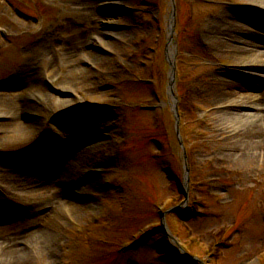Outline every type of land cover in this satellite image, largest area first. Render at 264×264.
Here are the masks:
<instances>
[{
    "label": "rangeland",
    "instance_id": "374dc122",
    "mask_svg": "<svg viewBox=\"0 0 264 264\" xmlns=\"http://www.w3.org/2000/svg\"><path fill=\"white\" fill-rule=\"evenodd\" d=\"M12 1L19 9L37 16L39 23L50 24L51 37L45 39L49 42L47 46L37 43L36 33L23 32L22 13L10 19L0 8V25L10 34L7 45L0 51V92L14 101L13 97L21 98L25 71H36L40 81L43 69L50 76L62 72L63 67L53 64L54 60L44 59L46 50L42 49H47L49 59L58 52L65 56L67 46L57 41L59 36L66 39L71 28L79 29V37L72 43L86 55L77 57L75 64L80 69L89 68L90 87L81 77L79 84L72 83L70 95L60 93L63 91L58 88V91L55 88L44 91L45 85L36 84L29 88V96H33L30 100L34 104L40 100L45 105V113L50 111L49 115L86 118L83 125L68 134L59 121L55 122L64 133L63 140L77 143L91 139L86 142L88 149L98 143L94 152L88 153L81 147L86 158L91 159L78 165L75 162V170L82 166L79 179L95 175L99 185L85 192V197H72L69 202L73 206L63 208L59 199L61 204L51 216L54 224L47 223L41 212L58 202L56 188L53 183L48 185L54 192L46 196L43 195L46 186L32 188L34 180L19 175L17 161L25 155L30 162L28 168H34V153L52 141L46 124L51 118L46 115L39 119L41 124L31 127L30 131L2 135L0 159H15L12 166L16 167L0 166V220L1 215L11 217L0 224V241L18 236L16 246L30 251V257L17 264H198L191 258L163 259V251L171 250V255L182 253L166 233L176 237L179 246H185L182 249L198 255L204 264H264V144H260L261 150L238 149L242 137L224 128L219 119L223 112L216 108L218 103L225 106V101L236 98L237 93L249 92L250 98H256L255 91L264 89V74H254H259L258 70H241L262 79L258 85L254 84L256 89L245 91V81H236L222 68L247 60L235 52V45L249 48L253 53L251 43L256 40L258 50L264 55V34L240 22V26L257 34L243 36L247 42L244 46L242 42L232 41L228 34L219 35L218 30L211 28L216 22L219 28L223 13L234 14L227 8L228 3H249V0H174L172 36L169 34L172 0H118L125 10L117 6L113 13H104L107 17L94 11L93 0L45 1L47 5L59 6L56 16L66 20V27L41 9L37 10L36 0ZM242 16L244 13L239 18ZM103 20L107 34L102 37V45L107 50L103 47L86 50L83 38L96 30L94 22L98 25ZM231 21L234 25L239 23L237 18ZM53 36L56 39L52 41ZM168 48L180 62L174 86L177 98L183 95L176 108L180 119L166 93L168 60L173 57V54L169 56ZM93 52L107 57L108 61L102 62ZM22 59L29 66L17 70L23 66ZM14 71L19 74L10 79V72ZM69 73L63 71L61 76L68 77ZM93 76H96L94 81ZM223 79L239 82V87L233 89ZM7 98L0 101L1 113H11L4 107ZM59 100L65 101L61 102L65 103L63 108ZM161 101L167 104L161 105ZM145 106H153L154 110ZM39 115L41 118L42 114ZM102 116L104 119L98 122ZM69 162L70 159H62L60 166L67 171ZM60 166L59 175L53 180L58 183L65 178L60 176ZM185 166L190 171L189 203L193 214L182 213L180 217L181 213H171L169 209L182 201L178 191L182 188ZM46 167L47 170H41L42 176L52 169ZM77 181L70 187L71 192L76 191ZM26 206L31 209L39 206V213L34 210L29 217L14 214V209ZM162 213L168 227H164L165 234L155 233L127 247L145 229L160 225ZM42 221L43 226L37 227ZM36 228H44L51 235L44 242L45 249H41L42 244L36 237L23 236ZM4 257L0 264L5 262Z\"/></svg>",
    "mask_w": 264,
    "mask_h": 264
},
{
    "label": "bare ground",
    "instance_id": "6f19581e",
    "mask_svg": "<svg viewBox=\"0 0 264 264\" xmlns=\"http://www.w3.org/2000/svg\"><path fill=\"white\" fill-rule=\"evenodd\" d=\"M264 0H249L250 4L254 6L256 9H262L264 3H262ZM109 5V6H108ZM107 11L110 13H113L116 11L115 9V0H108L107 2ZM223 20L218 21L219 28L217 25V22L214 26L211 28H215V30H218V34H228L229 37L231 38L232 41L235 42H242L244 46L247 45L246 38L243 36H249V35H255L253 31L248 29L246 26L244 27L243 25L240 26L238 24L234 25L233 21L234 18L228 14V13H223ZM260 24H264L263 20H258L256 21ZM75 24V23H73ZM79 29L73 28L71 29L68 34H66V39L61 38L59 36V40L64 42V44L67 46V51L68 54L64 56L65 61L67 62V73L68 77H62L61 82L59 83V88L63 90V92H69L71 91V88H73L71 85L73 84H79L81 77L82 82L87 84L90 87V81L87 79L92 73L86 68H78L75 64L76 60V55L75 53L78 54L79 50L76 48L75 45H73L72 42H74L78 37H79ZM112 32H110V35ZM234 34H239L240 37L235 36ZM253 41V40H252ZM253 47V53H251V50L249 48H242L239 45H235V52L242 54V56H245L246 59L245 61L239 62L240 64H256L261 66V69H249V70H258L260 73L256 74V76H261L260 74H264V55L260 53L258 50L259 44L257 42H252L251 43ZM46 50L44 53L45 58L48 57L47 49H42ZM94 57H98L102 62L108 61L107 57H101L100 55L96 54L95 52L92 53ZM74 55V56H73ZM79 55H86L83 52H79ZM73 56V57H72ZM52 59V58H51ZM241 60V59H239ZM29 66V65H27ZM25 67V69L27 68ZM252 72V71H249ZM33 73V74H32ZM36 71H25L23 74H26V83L23 85V91L21 92V98L14 101L10 99L9 97L7 98L4 93L0 92V101H2L4 98H7L6 103L4 104V107H7L9 111L11 112L8 116L7 120L1 121L0 122V139H2V135L5 133L7 134H15L17 132H25V131H30L31 127H34L36 125L41 124V121L39 119H42L44 117L46 118H55V120L59 121L64 129H65V134L70 133L71 131L77 130L81 125H83L87 120L85 118L79 119V118H71V117H58L56 114L54 115H49L47 112L45 113L44 107L45 105L41 103L40 100H37V104H34V101L30 100L32 98H29L25 96L27 93H30L31 90L29 88L32 85L39 84L42 86L43 85H48L51 88V85L47 82L40 81V77H36ZM224 73V72H223ZM19 73L17 72L14 77H16ZM75 75H79L77 78ZM93 81L96 79V76H93ZM232 79V78H230ZM236 81L238 80V77H235ZM65 80V81H64ZM226 83H228L229 86H231L233 89L239 87V82H235L233 80H226L223 79ZM241 81V80H240ZM41 82V83H40ZM218 82L222 85L221 80L218 79ZM246 84V89H253L254 84L258 85L260 83L259 78H249L245 80ZM44 88V91H49V87ZM229 88V87H228ZM230 89V88H229ZM243 89V90H246ZM29 90V92H28ZM75 90V89H74ZM36 91V90H34ZM26 92V93H25ZM40 94V93H39ZM238 96L231 101H227L229 103L230 109H226L225 111H221V115L219 116V119L221 120L223 126L225 129L230 131L231 133H237V135L242 137V143L239 144L238 149L240 150H256V149H262L260 144H264V89L261 90V92L257 93L255 95L256 98H250L249 92H244L242 94L237 93ZM4 95V97H2ZM42 95H44L42 93ZM49 95V92L48 94ZM24 96V97H23ZM229 96V95H228ZM215 95L213 96V98ZM230 97V96H229ZM12 101V103H11ZM58 102L59 106L61 108L64 107L65 102L63 100H59ZM69 101V100H68ZM226 102V101H225ZM54 104V103H53ZM222 104V103H218ZM51 107V106H50ZM67 109V108H66ZM237 110V111H236ZM45 116H44V113ZM39 114L41 115V118H39ZM104 117L102 116L101 119L97 120L98 122L102 121ZM250 127V128H249ZM249 128V129H248ZM247 132V133H246ZM95 139V138H93ZM91 139H88L87 141L81 139L79 142L74 143L72 141L64 140V145H62V142L57 140L56 146L58 147V151L60 154L61 159L57 162V164L60 166L62 159H70L69 162V167L66 171V167L62 168L60 166L61 174L60 176L64 175V179H59V183L57 181H53L50 178L46 177L45 174L42 176V171L41 170H36L35 168L31 169L28 168V165H30L29 159L23 155L20 159H18L17 162H19V175L21 177L27 178L34 180V182L31 187L34 188L36 186H39L40 188L45 187V191H43V195L46 196L47 194L53 193L54 190L49 187L48 185H51L53 183L54 187L56 188V201L60 202L59 199L62 201V207L65 208V205L67 206H73V203L69 202L71 201V198L74 197L72 194L70 187L75 183V179L79 180L80 178V171L81 168L76 169V163L82 164V161L85 159H91V158H86L85 152L82 150L85 147L86 152L88 153L92 150L94 152L96 150V147L98 146V143L92 144V147L88 149L86 146V142H91ZM95 142V140H93ZM82 147V149H81ZM76 159V160H73ZM16 160L11 159V158H2L0 159V166L2 167H11L13 164H15ZM76 162V163H75ZM12 167H16L12 166ZM72 169V170H71ZM96 169V168H94ZM66 171V174H65ZM35 173V174H32ZM76 175V178H73V176ZM96 176L93 175L89 179H87L85 184L82 186L81 193L84 194L87 191H92L93 189L98 188V182L95 180ZM78 182V181H77ZM59 185V187H58ZM67 188V189H66ZM42 189V190H43ZM41 190V191H42ZM78 190V189H74ZM87 194V193H85ZM76 198V197H75ZM80 199V198H77ZM61 203V202H60ZM42 206H45L42 205ZM41 207V206H40ZM34 210L36 211L35 213H39V206L35 209H31L29 206H26L25 208H22L21 210H15L14 214L22 217H29V213L33 214ZM55 210L50 209V206H47V208L43 209L41 214L43 218H45V221L49 224H54V221L52 220L51 216ZM22 213V214H21ZM30 214V215H31ZM10 216L8 215L7 217L1 215V220L0 224L3 225L5 222L10 220ZM35 232V231H34ZM34 232H29L28 234H25L23 236H29V237H36L35 239H39L41 245V249H45L44 242H47L50 240L51 235L48 232H45L44 228H39L36 233ZM38 234V235H37ZM31 237V238H32ZM43 237L45 240H43ZM22 238V237H21ZM18 240V236L13 237L9 240L7 239L6 241H0V259L2 256L4 257L5 262H2V264H17L18 262L20 263L24 259H28L30 257V251L28 249H22L19 248V246H16V241ZM20 240V238H19ZM22 241V240H21ZM20 241V243H21ZM38 241V240H37ZM26 245V244H25ZM31 245V244H30ZM17 247V248H16ZM28 247V245H27ZM27 250V251H26ZM3 253V254H2Z\"/></svg>",
    "mask_w": 264,
    "mask_h": 264
}]
</instances>
